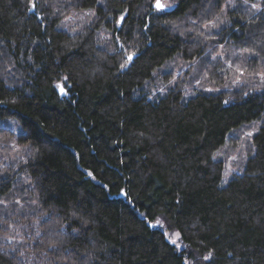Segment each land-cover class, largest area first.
Listing matches in <instances>:
<instances>
[{
	"label": "trees",
	"instance_id": "trees-1",
	"mask_svg": "<svg viewBox=\"0 0 264 264\" xmlns=\"http://www.w3.org/2000/svg\"><path fill=\"white\" fill-rule=\"evenodd\" d=\"M170 1L0 0V264H264V0Z\"/></svg>",
	"mask_w": 264,
	"mask_h": 264
},
{
	"label": "rangeland",
	"instance_id": "rangeland-1",
	"mask_svg": "<svg viewBox=\"0 0 264 264\" xmlns=\"http://www.w3.org/2000/svg\"><path fill=\"white\" fill-rule=\"evenodd\" d=\"M161 2L164 3V4L170 5V7H168V8H173V6H174V4H173L170 0H161ZM168 8H167V9H168ZM237 149H239V150L241 151V147H240V146L237 147ZM229 160H230V161H229L230 163H229V165H228V170H229V171H232L233 168H232L231 165H233L234 161H237V160H238L237 155H236V154L232 155V156L230 157ZM234 164H235V163H234ZM167 236H168L170 242H171L173 239L176 240V244H174V245H176L179 249H183V248H184V245H183V243L181 242L180 236L178 235V237H177V233H176V232L167 231ZM171 243H172V242H171ZM172 244H173V243H172Z\"/></svg>",
	"mask_w": 264,
	"mask_h": 264
},
{
	"label": "snow or ice",
	"instance_id": "snow-or-ice-1",
	"mask_svg": "<svg viewBox=\"0 0 264 264\" xmlns=\"http://www.w3.org/2000/svg\"><path fill=\"white\" fill-rule=\"evenodd\" d=\"M34 7H35V5L33 4V8H34ZM154 7H155V9H156L157 11H161V12H163V11H166V9H167L168 7H170V5H167V4L162 3L161 0H155V5H154ZM252 7H253V8H256L257 5L253 4ZM120 19H121V21H123V20H124V17L122 16ZM215 26H216L215 24H212V27H215ZM205 27H207V25H205ZM135 55H136L135 53H131V54H129V55L127 56L126 63H125V64H122V65H121V68L126 67V66H127V62H131V61H133ZM61 91L63 92V88L61 89ZM157 223L159 224V221H157ZM37 235H39V233H37ZM178 235H179V234H177V237H178ZM171 242H172L173 244H176V240H175V239H173ZM21 255H23V253H21ZM205 259H209V257H205Z\"/></svg>",
	"mask_w": 264,
	"mask_h": 264
},
{
	"label": "water",
	"instance_id": "water-1",
	"mask_svg": "<svg viewBox=\"0 0 264 264\" xmlns=\"http://www.w3.org/2000/svg\"><path fill=\"white\" fill-rule=\"evenodd\" d=\"M60 93H61V95H62V96H64V94H65V92H64V91H63V92L61 91V89H60Z\"/></svg>",
	"mask_w": 264,
	"mask_h": 264
}]
</instances>
